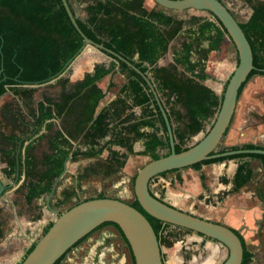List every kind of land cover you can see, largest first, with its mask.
<instances>
[{
	"label": "trees",
	"instance_id": "obj_1",
	"mask_svg": "<svg viewBox=\"0 0 264 264\" xmlns=\"http://www.w3.org/2000/svg\"><path fill=\"white\" fill-rule=\"evenodd\" d=\"M66 1L74 13L70 0ZM74 1L84 5L86 20L76 22L85 37L119 55L150 81L168 118L175 152L180 153L198 143L211 128L222 96L217 97L210 88L199 81L209 75L205 69H199V62L192 59V54L196 46L202 55L207 57L212 52H220L227 42L231 41L221 23L215 17V22L196 19V28L187 31L188 40L182 43L173 63L162 66L158 62L167 52L170 41L183 29V20L174 19L162 10H147L144 0ZM220 1L227 8L224 0ZM246 3L250 6L251 13L245 23H238L250 45L254 69L241 85L238 97L251 77L264 76V2L246 0ZM228 11L237 21L234 14L229 9ZM204 43L206 48H201ZM82 47L83 38L71 24L61 0H0V98L8 89L20 91L23 95L31 94L34 91L32 86H40L55 79L56 85L66 87L70 80L60 75L79 55ZM109 57L112 61L108 64L95 63L89 70L82 71L81 76L70 84L69 91L61 94L58 102L46 99L44 103L39 104L38 124L51 120L53 116L65 121L64 135L57 133L64 147L58 146L55 139L49 141L50 153L42 160L44 171L36 179L30 178L26 185V202L30 203L49 195L71 154L98 157L103 151H107L105 167L112 173L122 168L126 160V155L113 150V146L125 148L131 155L149 157L150 160H157L170 153L163 118L145 81L124 62L116 60L113 56ZM178 66L181 70H178ZM116 68L120 72L127 71L128 75V80L119 90L118 97L111 103L120 106V110L114 112L103 108L96 113L100 100L106 94L101 81ZM134 108L138 109V113L132 111ZM120 112L125 114L124 118H121ZM211 120L213 122L209 129L204 131L206 124ZM50 126L51 123L45 124L46 129ZM144 128H149L150 131H145ZM202 132L203 137L198 142L190 147L185 146L190 138ZM0 137L13 147H17V143L22 140L11 135L0 134ZM140 140L143 141L144 149L136 153L133 151V145ZM70 141L76 142L74 148ZM23 145L24 142L18 156L19 177L22 167L29 170L32 165L27 154L28 146L24 150L26 154L23 162L20 161ZM238 149L264 148L252 144L223 147L220 142L212 154ZM162 151L164 153L160 154ZM1 154L9 160L3 170L5 175L9 176L15 172V152L2 151ZM243 157H256L264 167L263 155L239 154L203 161L190 168L200 169L204 164ZM176 171L178 170L169 172ZM250 175L247 163L238 164L232 179V192L245 185ZM200 180L203 189H206L203 174L200 175ZM219 181L224 184L227 182L224 177H220ZM150 193L153 195L151 191ZM75 194L74 190L63 193V199L57 206L67 202ZM224 195L225 193L222 194ZM79 203L81 202L66 211ZM130 206L148 220L161 248L163 240L159 237V230L161 226L169 224L146 214L136 199ZM105 225H112L120 232L112 223L100 227ZM239 239L243 247L241 264H248L250 255L245 250L242 239ZM32 249L33 246L29 248L26 256ZM161 259L163 262L162 256Z\"/></svg>",
	"mask_w": 264,
	"mask_h": 264
},
{
	"label": "rangeland",
	"instance_id": "obj_2",
	"mask_svg": "<svg viewBox=\"0 0 264 264\" xmlns=\"http://www.w3.org/2000/svg\"><path fill=\"white\" fill-rule=\"evenodd\" d=\"M147 1V7L151 8L150 10L165 11L174 19L185 22L183 29L170 41L167 52L159 60L158 63L162 66L173 63V58L180 51L182 43L188 40L187 31L196 28V24H198L195 22L196 19L215 22L214 17L208 12L166 10L156 5L153 0ZM258 1L264 2V0ZM70 2L72 3L74 12L77 14L76 19L85 22V11L79 9L77 2L74 0H70ZM224 3L234 14L237 22L243 24L247 21L251 9L246 0H224ZM161 29L163 30L164 28L161 27ZM195 48L197 50L195 49L193 52L192 59L197 60L200 65L199 69H205L209 75L199 81L210 88L217 97H221L226 83L238 63V56L234 45L231 41H228L220 52H212L207 57L202 55L199 48L196 46ZM201 48H206V43ZM111 61L112 58L109 57V54L96 50L91 46H85L60 75L61 77L69 78L70 83L66 87L61 88L56 85L55 79L40 86H32L34 91L31 94L23 95L20 91L8 89L0 98V134L22 138L24 145L22 147L23 156L20 161L21 163L23 162L24 154H26L24 150L28 146L29 151L27 154H29L32 163L31 169L28 170V168L24 167L20 169V177L18 167L17 183H19L18 185L16 184L17 188L9 193L12 206L9 208V213L5 212V215L13 217L14 221H12V224H7L3 227L4 237H0V242H4L5 240L12 241L10 243V250L12 251L9 253L7 264H20L26 257L29 248L40 239L44 230L55 219L50 209L46 206L48 195L37 200H32L30 203L25 200L26 185L29 179H36L44 171L42 160L45 155L50 153L49 141L55 139L58 146L64 147L57 133L60 132L64 135V129L66 128L65 121L53 116L51 120L38 124L37 109L39 104L44 103L46 99L58 102L61 94L69 91L70 84L81 76L82 71L89 70L92 64H108ZM178 70H181L179 66ZM127 80V71L120 72L118 68L102 79L101 86L106 91V94L100 100L96 113L103 108L114 112L120 110V106L116 104L111 105V103L118 97L119 90ZM132 111L135 114L138 113L137 108L132 109ZM120 114L121 118L125 117L124 113L120 112ZM212 122L213 120L206 124L204 131L209 129ZM46 123H51L50 128H45ZM240 124H244V126H264V76L255 75L251 77L241 91L228 129ZM144 130L150 131L149 128H144ZM203 134L204 132L193 136L186 142L185 146H192L203 137ZM249 139L251 137H242L239 135V132H237L234 138L230 139L226 132L220 142L223 147H228L227 144L230 142L235 144L234 146L241 147L242 141H248ZM255 141H257V145H261L264 138ZM141 142L142 140L137 141V149L138 144L139 148L142 149ZM70 143L73 145L72 148H74L76 142L70 141ZM112 149L126 155L124 166L112 173L105 167V161L108 158L107 151H103L98 157L69 155L65 162V168L56 181L54 190L49 197V207L63 213L78 202L94 199L98 196L118 199L131 205L135 201L133 193L134 178L139 169L148 163L150 159L146 156L131 155L125 148L118 146H113ZM16 150L17 147H13L0 137V173L9 179L10 187L16 186L13 184L16 172L9 176L5 175L3 170L6 168L9 160L1 152L10 151L16 153ZM163 153L162 151L160 154ZM210 164L213 163L204 164L200 169L188 167L176 171L177 173L169 172L156 176L149 182V190L153 196L175 208L195 216L202 215L208 217L210 216V212L214 210L212 208V198L215 195L211 193V189L206 185L208 177H205L206 189H203L202 185H200L201 180L199 181V176L204 169L205 171L209 169ZM71 190L77 191V195H74L71 200L69 199L67 202L57 206L59 201L63 199V193ZM223 193L225 192L216 195L218 200L224 197L222 196ZM8 235L13 237H7ZM159 237L163 240L160 248L163 264H222L227 257V250L224 247L218 249L210 246V243H215L216 241L177 226L170 224L161 226ZM30 240H33V243ZM248 264L262 263L259 262V259H255V261L250 259Z\"/></svg>",
	"mask_w": 264,
	"mask_h": 264
},
{
	"label": "water",
	"instance_id": "obj_3",
	"mask_svg": "<svg viewBox=\"0 0 264 264\" xmlns=\"http://www.w3.org/2000/svg\"><path fill=\"white\" fill-rule=\"evenodd\" d=\"M153 1L156 5L166 10H194L212 14L225 29L238 56L237 66L226 83L221 105L211 128L198 143L180 153H176L174 150V139L168 118L150 81L119 55L86 38L78 27L76 15L72 13L67 1L61 0L71 24L83 38L82 49L85 46H91L96 50L113 56L118 61L124 62L130 69H133L145 81L163 118L168 135L170 153L157 160H150L137 172L133 181V193L140 207L146 214L156 220L194 232L221 244L227 250V257L222 264H241L243 247L236 233L228 227L184 212L159 200L151 195L149 182L162 173L185 169L194 164L215 158L239 154L264 156V149H238L212 154L231 123L238 99V91L254 69L250 45L239 23L220 0ZM21 144L22 140L18 142L15 153L16 177L13 181L14 185L17 184L18 179V156ZM55 183L47 197L46 204L55 219L20 264H55L77 242L106 223H112L118 227L130 249L134 264H163L156 235L148 220L138 210L121 200L103 197L86 200L60 213L55 209H51L48 205ZM4 188L0 181V197L3 195Z\"/></svg>",
	"mask_w": 264,
	"mask_h": 264
},
{
	"label": "crops",
	"instance_id": "obj_4",
	"mask_svg": "<svg viewBox=\"0 0 264 264\" xmlns=\"http://www.w3.org/2000/svg\"><path fill=\"white\" fill-rule=\"evenodd\" d=\"M70 4L72 6L71 2ZM147 5L148 1L144 0V7L150 10L151 8H148ZM77 7L84 10V5L77 3ZM74 13L77 16L76 12ZM263 127L244 126V124L234 125L228 129L227 135L231 139L239 132V135L242 137H251L248 141H242L241 145H257V141L255 140L264 138ZM136 145L137 142L133 145L134 152H141L144 149L143 141L140 143L142 149L139 148V144L137 149ZM227 145L230 147L235 144L230 142ZM257 146L264 148V141L261 145ZM240 163L248 164L251 175L245 185L238 191L232 192V179L236 167ZM202 174L208 177L206 185L211 189V193L215 195L212 198V208L214 210L210 212L211 217L202 215H198V217L228 227L233 232L235 231L242 239L244 248L250 255V259L253 261L259 259V262L264 264V167L261 161L256 157L224 160L210 164L209 169H206V171L204 169ZM220 177H224L227 182L225 184L221 183L219 181ZM0 181L5 187L3 195L0 197V237H4L3 227L7 224H12V221H14L13 217L5 215V212L9 213V208L12 206L9 193L17 188L19 182L16 186L10 187L9 179L1 173ZM74 192L76 196L77 191L74 190ZM222 192L227 194L218 200L216 195ZM7 237L13 236L8 235ZM11 242L9 240L0 242V264H7L9 253L12 251L10 250ZM210 244V246L218 249L223 247L217 242ZM64 257L62 264H134L126 241L112 225L102 226L96 231L94 230L90 235L77 242Z\"/></svg>",
	"mask_w": 264,
	"mask_h": 264
},
{
	"label": "flooded vegetation",
	"instance_id": "obj_5",
	"mask_svg": "<svg viewBox=\"0 0 264 264\" xmlns=\"http://www.w3.org/2000/svg\"><path fill=\"white\" fill-rule=\"evenodd\" d=\"M105 226H106V225H105ZM97 229H99V228H97ZM97 229H96V230H97ZM96 230H95V231H96ZM93 232H94V231H93ZM91 233H92V232H91ZM120 234H121V233H120ZM89 235H90V234H89ZM87 236H88V235H87ZM87 236H86V237H87ZM84 238H85V237H84ZM84 238H83V239H84ZM124 240H125V239H124ZM129 250H130V249H129ZM70 252H71V251H70ZM70 252H69V253H70ZM130 253H131V252H130ZM64 256H65V255H64ZM64 256H63V257H64ZM63 257H62V259L59 261L58 264H62L63 259L66 258L67 256L64 257V258H63ZM131 257H132V255H131ZM132 262H133V258H132Z\"/></svg>",
	"mask_w": 264,
	"mask_h": 264
},
{
	"label": "built area",
	"instance_id": "obj_6",
	"mask_svg": "<svg viewBox=\"0 0 264 264\" xmlns=\"http://www.w3.org/2000/svg\"><path fill=\"white\" fill-rule=\"evenodd\" d=\"M30 242L33 243V240L32 241L30 240Z\"/></svg>",
	"mask_w": 264,
	"mask_h": 264
}]
</instances>
